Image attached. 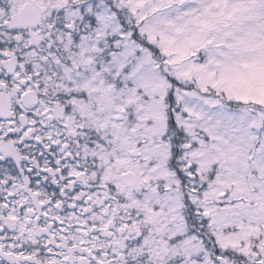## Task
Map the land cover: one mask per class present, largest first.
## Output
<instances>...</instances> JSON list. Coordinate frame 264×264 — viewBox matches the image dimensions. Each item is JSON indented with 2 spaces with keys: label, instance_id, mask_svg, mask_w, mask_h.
Instances as JSON below:
<instances>
[{
  "label": "snow or ice",
  "instance_id": "snow-or-ice-1",
  "mask_svg": "<svg viewBox=\"0 0 264 264\" xmlns=\"http://www.w3.org/2000/svg\"><path fill=\"white\" fill-rule=\"evenodd\" d=\"M0 264H264V0H0Z\"/></svg>",
  "mask_w": 264,
  "mask_h": 264
}]
</instances>
